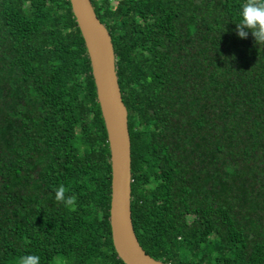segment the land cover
Wrapping results in <instances>:
<instances>
[{"label":"trees","instance_id":"obj_1","mask_svg":"<svg viewBox=\"0 0 264 264\" xmlns=\"http://www.w3.org/2000/svg\"><path fill=\"white\" fill-rule=\"evenodd\" d=\"M90 2L127 110L138 243L170 264H264V44L235 34L242 0ZM109 201L69 0H0V264H124Z\"/></svg>","mask_w":264,"mask_h":264},{"label":"water","instance_id":"obj_2","mask_svg":"<svg viewBox=\"0 0 264 264\" xmlns=\"http://www.w3.org/2000/svg\"><path fill=\"white\" fill-rule=\"evenodd\" d=\"M84 41L100 113L106 130L110 163L109 225L111 241L124 264H170L144 252L130 217V140L127 110L119 89L110 35L90 0H69Z\"/></svg>","mask_w":264,"mask_h":264},{"label":"clouds","instance_id":"obj_3","mask_svg":"<svg viewBox=\"0 0 264 264\" xmlns=\"http://www.w3.org/2000/svg\"><path fill=\"white\" fill-rule=\"evenodd\" d=\"M235 34L246 38L251 32L256 44H264V0H242L237 12ZM55 199L72 205L73 198H65L63 187L55 190ZM18 264H39V256L35 254L22 255Z\"/></svg>","mask_w":264,"mask_h":264},{"label":"rangeland","instance_id":"obj_4","mask_svg":"<svg viewBox=\"0 0 264 264\" xmlns=\"http://www.w3.org/2000/svg\"><path fill=\"white\" fill-rule=\"evenodd\" d=\"M114 3V2H113Z\"/></svg>","mask_w":264,"mask_h":264}]
</instances>
